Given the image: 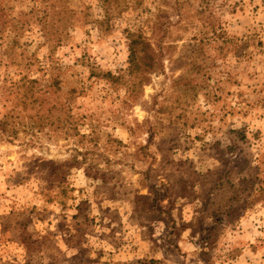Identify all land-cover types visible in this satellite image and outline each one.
I'll list each match as a JSON object with an SVG mask.
<instances>
[{"label": "rangeland", "instance_id": "374dc122", "mask_svg": "<svg viewBox=\"0 0 264 264\" xmlns=\"http://www.w3.org/2000/svg\"><path fill=\"white\" fill-rule=\"evenodd\" d=\"M6 114L0 264H264V0H0Z\"/></svg>", "mask_w": 264, "mask_h": 264}, {"label": "trees", "instance_id": "16d2710c", "mask_svg": "<svg viewBox=\"0 0 264 264\" xmlns=\"http://www.w3.org/2000/svg\"><path fill=\"white\" fill-rule=\"evenodd\" d=\"M128 71L130 74H137L139 77L143 76L144 73H147L154 69L156 63V57L158 54L154 52L151 45L144 40H132L129 48H128ZM27 84H22L20 87L24 89L23 94H21V101L20 103L25 107L28 94L30 96L35 93L31 84L34 81L29 80L26 82ZM32 97V96H31ZM30 97V98H31ZM14 115L6 114L0 120V134L1 137H4L8 141H12L18 135V122L14 121ZM29 125L30 129H37V130H44V127L47 123H52L51 118L47 116L44 117L42 114H39V109L36 113L32 116H29ZM152 262V261H151Z\"/></svg>", "mask_w": 264, "mask_h": 264}]
</instances>
